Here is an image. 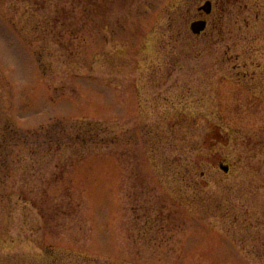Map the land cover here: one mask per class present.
I'll return each instance as SVG.
<instances>
[{
	"label": "rangeland",
	"instance_id": "obj_1",
	"mask_svg": "<svg viewBox=\"0 0 264 264\" xmlns=\"http://www.w3.org/2000/svg\"><path fill=\"white\" fill-rule=\"evenodd\" d=\"M0 264H264V0H0Z\"/></svg>",
	"mask_w": 264,
	"mask_h": 264
},
{
	"label": "water",
	"instance_id": "obj_2",
	"mask_svg": "<svg viewBox=\"0 0 264 264\" xmlns=\"http://www.w3.org/2000/svg\"><path fill=\"white\" fill-rule=\"evenodd\" d=\"M207 11L209 10V4L207 5ZM206 27V22L205 21H197V22H194L192 25H191V29L194 33H197L199 34L201 31H203ZM224 170L227 171V168L224 167Z\"/></svg>",
	"mask_w": 264,
	"mask_h": 264
}]
</instances>
